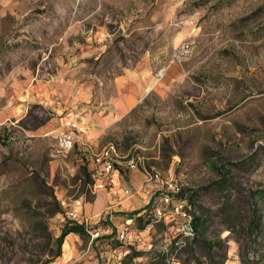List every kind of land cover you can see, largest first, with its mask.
<instances>
[{
    "label": "rangeland",
    "instance_id": "374dc122",
    "mask_svg": "<svg viewBox=\"0 0 264 264\" xmlns=\"http://www.w3.org/2000/svg\"><path fill=\"white\" fill-rule=\"evenodd\" d=\"M116 104L124 115L95 148L60 151L69 114ZM7 119L16 125L0 126V264H126L128 246L143 253L129 264H264V0H0ZM108 145L119 168L145 160L136 186L121 174L116 202L140 204L125 214L181 182L183 208L205 221L198 234L180 239L178 216L140 232L133 220V245L119 247L120 232L106 233L105 213L117 214L103 202L109 187L93 189L91 157ZM69 199L82 200L91 234L65 237L52 259L65 220L55 202Z\"/></svg>",
    "mask_w": 264,
    "mask_h": 264
},
{
    "label": "built area",
    "instance_id": "2783aa9c",
    "mask_svg": "<svg viewBox=\"0 0 264 264\" xmlns=\"http://www.w3.org/2000/svg\"><path fill=\"white\" fill-rule=\"evenodd\" d=\"M10 125L15 126L16 122H12L11 120L7 119L3 122H0V126L3 125ZM64 131H62L58 136V146L60 151L64 153H69L74 148L75 142L78 138L79 133H83V130L78 127L75 119L68 120L64 123ZM86 158V157H85ZM92 162L95 165L94 173L92 176L96 178L99 177V184L93 185V189H102L104 187V182L102 179L108 178L113 170L115 169L116 165V158H118L117 154L115 153L114 147L112 145H108L104 149H102L98 154L92 155ZM87 159V158H86ZM145 166V160L143 157L136 156L132 157L125 162L124 170L125 171H134L136 169L143 168ZM98 176V177H97ZM155 179L158 178V175H154ZM161 189L163 194L158 198V200H154L153 202V215L154 219L163 218L165 216H170L171 218L178 216L186 220V224H184L181 228V233L184 237H192L194 235L193 229L191 227V217L187 215V213L182 209L183 206L181 203H173L172 199L170 198L169 194L173 193L176 194L181 189V182H166L162 183ZM128 194V191H125ZM60 203V207L65 211L68 219L72 222L83 224L85 227H89L90 222L87 218L84 217L82 214V206L83 202L81 199H69L63 200ZM143 213V212H142ZM141 213V214H142ZM91 234V232H89ZM128 234V227L124 226L120 234L118 235V240L121 243H125L127 240ZM181 234V235H182ZM93 235V239L98 237V233L95 232Z\"/></svg>",
    "mask_w": 264,
    "mask_h": 264
},
{
    "label": "crops",
    "instance_id": "0c3cea01",
    "mask_svg": "<svg viewBox=\"0 0 264 264\" xmlns=\"http://www.w3.org/2000/svg\"><path fill=\"white\" fill-rule=\"evenodd\" d=\"M78 101L79 102L86 101V98L79 96ZM71 102H72L71 103L72 106L79 103V102L76 103L74 99H72ZM107 110H108L107 114H100V115L97 114L82 115L81 113H78L75 110L65 118L64 122L75 119L76 123L78 124V127L81 128L83 131L84 129L86 130L85 136H78L74 148L72 149L71 152L75 153L77 150L78 152L81 151L82 153L83 152L82 146L85 145L88 146L89 148L91 147L95 148V146L98 144L97 137H100L102 132L107 130L111 125H113V123L118 122L119 119L122 117V115H124V108L120 104H116L114 108L109 107V109ZM87 160L88 159H86V163L88 162ZM122 172H124V174L127 175V178L130 179L129 183L131 185L136 186V184L133 182L135 180L134 174H136V171H125L124 166L122 168H119L118 165L117 166L115 165V169L113 170L111 175L108 178L102 179L104 185L108 186L110 190V192L107 193L105 192L103 202L106 203L109 201V203H111L114 201L113 204L114 206L108 207L109 209L113 208L112 210H110L109 213L112 212L117 213L116 215L113 216L108 214V212H106L105 222L106 224H109L115 232H121L122 231L121 229H123L121 228V226H128L131 223L133 215L125 214V212L128 211L127 209L130 207V205H137V207H140V204H137L134 200L131 201L129 199H126L121 201L120 203L116 202L115 198L117 197V195L120 194V190L122 187V176H121ZM141 213H139L138 215H140ZM121 219H123V221L125 222L123 225H120ZM106 233H111V230L107 229ZM70 235L75 236V234H70ZM134 241H135L134 238H131L130 240H128L126 244L123 243L121 247L131 245L134 243Z\"/></svg>",
    "mask_w": 264,
    "mask_h": 264
},
{
    "label": "trees",
    "instance_id": "16d2710c",
    "mask_svg": "<svg viewBox=\"0 0 264 264\" xmlns=\"http://www.w3.org/2000/svg\"><path fill=\"white\" fill-rule=\"evenodd\" d=\"M183 190L184 189L182 188L176 194H173V193H167V194H169L173 203H181L183 206V203H184L183 199H185V198H183ZM161 194H163V191L151 199L149 204L142 210L143 211L142 214L138 215V213H140V212H134L132 214L133 215L132 221L133 220L136 221V229L137 230H139V231L144 230L145 227L150 225L151 222L154 220L153 202H154V200H158V198L161 196ZM188 200L190 201V198ZM182 209L187 213V215H189L191 217V223L190 224H191V227L193 229L194 235H195V232H196V234H198L199 226L202 223H204L205 221H202V219L197 217V216H193V218H192V216L189 214V212H187V210H186L187 208H185V209L182 208ZM188 209L190 210V207H188ZM55 213H64L65 220H64V223H63V226L61 229V233H60L59 237L56 239L57 251L54 253L52 259H55L61 255V246L63 245L65 237H67L70 234H75L77 236L84 237L85 235H87V233L89 234L90 229H91L90 225H89V227H85L83 224H78V223L70 221L68 219L66 213L62 212V209L60 208L58 202H55ZM107 225H108V229L111 230L110 235L115 234V231L111 228V226L109 224H107ZM251 229H252V233L259 231V225L256 222V218H254V217H253V220L251 222ZM93 231H94V229H93ZM111 237L113 238V236H111ZM112 238H110V239H112ZM122 244L123 243L120 242V243H118V246L121 247ZM131 245H133V244H131ZM142 255H143L142 252H136V250H134L133 247L128 246V253L126 254V256H124L126 261H127L126 264H129L130 262H132L133 259L139 258ZM155 257H158V256H155ZM152 259L153 258H151V260L148 261L147 264H156L157 263V262H155L157 260L152 261ZM158 263L159 264H166L164 257H158ZM198 264H199V262H198Z\"/></svg>",
    "mask_w": 264,
    "mask_h": 264
}]
</instances>
